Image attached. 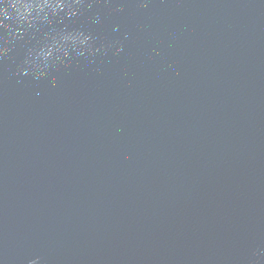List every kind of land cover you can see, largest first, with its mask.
<instances>
[{
  "label": "water",
  "instance_id": "1",
  "mask_svg": "<svg viewBox=\"0 0 264 264\" xmlns=\"http://www.w3.org/2000/svg\"><path fill=\"white\" fill-rule=\"evenodd\" d=\"M87 2L0 58V260L264 264V0Z\"/></svg>",
  "mask_w": 264,
  "mask_h": 264
},
{
  "label": "clouds",
  "instance_id": "2",
  "mask_svg": "<svg viewBox=\"0 0 264 264\" xmlns=\"http://www.w3.org/2000/svg\"><path fill=\"white\" fill-rule=\"evenodd\" d=\"M141 3L147 7V0H141ZM85 7H91L87 0H0V33L7 34L6 39L0 40V58L9 53V41L18 43L30 34H42L44 45L27 53L25 66L18 73L26 76L31 72L33 78L39 80L49 70L72 59L73 53L76 56L91 53L92 35L64 24L65 19L71 20ZM92 22L99 24V17H93ZM59 24L64 26H54ZM53 27L55 31H48ZM118 51H123L122 46ZM261 254L264 255V251ZM0 264H3L2 260ZM29 264H40V259H33Z\"/></svg>",
  "mask_w": 264,
  "mask_h": 264
}]
</instances>
